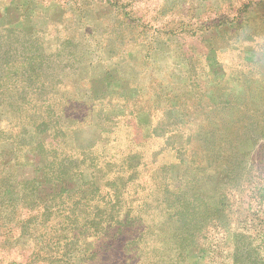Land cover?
Instances as JSON below:
<instances>
[{
	"label": "trees",
	"instance_id": "1",
	"mask_svg": "<svg viewBox=\"0 0 264 264\" xmlns=\"http://www.w3.org/2000/svg\"><path fill=\"white\" fill-rule=\"evenodd\" d=\"M18 27L11 26V62L5 61L4 67L10 63L11 68L20 67V78L26 84L22 91L31 103L11 127V142L21 143L28 154L26 164L37 176L28 182V193L17 209L29 214L20 218L17 213L11 220V234L16 235L15 242L27 240L34 246L29 264L38 263V257L47 264H178L183 254L176 257L173 248L158 246L164 243L166 227L182 216L192 225L199 204L216 207L217 177L226 171L232 180L241 178L239 165L248 155L249 142L264 139V35L243 39L232 47H216L207 46L200 34L159 32L155 37L162 41L165 52H158L156 58L170 59L167 75L159 79L149 72L153 67L150 47L143 55L148 61L144 69L148 90L136 88L128 101L132 106L124 108L111 101L108 89L95 91L85 85L87 78L81 74L73 81H63V60L50 62L46 56L56 41L64 59L77 60L80 66L92 60L100 66V60L89 55L87 40L94 35L90 28L85 32L81 27L73 32L56 28L47 40L44 33ZM95 28L103 36L113 29L98 24ZM4 36L0 28V41ZM119 37V45L108 36L96 41L99 53L110 56L116 50L118 56H124L126 46L137 41L122 32ZM172 37L181 49L174 48ZM188 37L196 41L189 44ZM252 53L257 55L254 61L248 60ZM172 54L177 61L171 60ZM101 67L103 74L106 64ZM140 103L147 106H138ZM153 104L161 118L169 117L162 133L158 135L159 126L151 122L152 131L145 139L132 137L129 145L134 148L124 147L117 133L124 127L135 135L146 124L138 117L152 116ZM90 112L99 116L93 124L104 144L99 140L97 147L73 149L68 146L66 131ZM108 112L118 114L106 132L103 114ZM167 127L175 128L167 132ZM23 137L28 144L21 142ZM157 139L161 144L152 146ZM99 147L106 149L104 163ZM114 193L119 195L116 199ZM76 252L85 258L78 259Z\"/></svg>",
	"mask_w": 264,
	"mask_h": 264
},
{
	"label": "rangeland",
	"instance_id": "2",
	"mask_svg": "<svg viewBox=\"0 0 264 264\" xmlns=\"http://www.w3.org/2000/svg\"><path fill=\"white\" fill-rule=\"evenodd\" d=\"M257 2L258 0H0V28L5 34L0 41V78H3L0 82V264H29L32 252L30 248H34L27 244V240L15 242L16 235L11 234V220H15L17 213H21L20 218L29 214L25 209L19 212L17 209L21 207L19 202L25 199V193H28V182L35 180L37 176L26 164L28 154L20 146L21 143L11 142V127L19 122L18 117L24 114L25 107L31 103V98L22 91L26 84L20 78V67L11 68V63L4 67L5 61L8 62L9 59L11 62V26H23L25 32L34 34L44 33L47 40L49 34L55 33L56 28H68L70 32L80 27L84 32L86 28H90L94 35L87 40H90L89 55L100 60V66H95L92 60L87 65L80 66L77 60L64 59L65 55L60 54L61 44L56 41L52 43L46 56L50 57V62L63 60V71L66 73L62 77L63 81H73L81 74L87 78L85 85L95 91L108 89L111 101L126 108L132 106V101H128L134 98L136 88L142 92L148 90V78L144 77L148 61L143 55L150 47L153 48L150 52L153 67L149 72H153L159 79L167 75V63L170 59L157 60V53L165 52V47L155 37L156 34L196 33L202 35L201 41L207 46L232 47L243 39L252 40L255 35H264V3L258 5ZM90 8L93 12L89 11ZM21 11L25 12V18L21 17ZM97 24L101 27L109 25L113 29L103 36L95 28ZM121 32L123 36L137 39L126 46V55L118 56L116 50L110 56L100 54V46L96 41L105 40L108 36V39L112 38L111 41L119 45ZM171 41L176 46L174 48L181 49L176 38L172 37ZM194 41V38L188 37L186 42L192 44ZM189 49L194 52V47ZM169 56L174 57L173 54ZM173 57L171 60L177 61ZM256 57L252 53L248 55V60L254 61ZM20 62L19 60L17 66H20ZM103 63L106 68L104 67L102 74ZM131 64H134L133 69ZM106 70L108 74L105 73ZM153 100L157 102L158 97L154 96ZM138 106L147 104L140 103ZM108 113L103 114L107 122L106 132L114 126V116L118 114ZM160 116L157 107L152 116L140 114L138 120L146 124L135 135L134 130L127 132L123 127L117 133L123 146L134 148L129 145L132 137L145 139L152 131L151 122L159 126L156 133L161 134L163 124L169 117ZM98 117L97 113L90 112L85 115L84 120L73 121L65 134L69 139L68 146L88 150L97 147L100 142L104 144L100 140V131L93 124V119ZM174 128L167 127V132H172ZM25 139L28 140L23 137L21 142ZM160 142L157 139L152 146L157 147ZM11 148L14 150L11 151ZM97 149H100L99 153L102 152L101 162L104 163L106 149ZM246 152L248 155L239 165L241 173L238 175L241 178L232 180L226 171L217 177L216 207L199 204L197 215L192 218V225H189V219L182 216L172 219L164 230L161 239L164 243L158 246L173 248L176 257L183 254L184 257L179 258L178 264H264V139L259 143L249 142ZM226 159L227 155L223 164ZM167 160L172 161L173 158L168 157ZM107 171L114 170L108 168ZM134 187L129 191L131 197ZM118 196L114 193L113 198ZM75 255L78 259L82 256L85 258L83 253L76 252ZM38 259L36 264H47Z\"/></svg>",
	"mask_w": 264,
	"mask_h": 264
}]
</instances>
